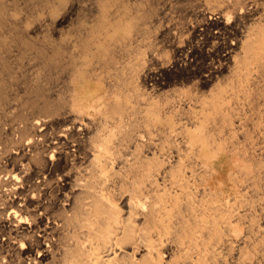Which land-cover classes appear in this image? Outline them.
I'll return each mask as SVG.
<instances>
[{
	"label": "bare ground",
	"instance_id": "6f19581e",
	"mask_svg": "<svg viewBox=\"0 0 264 264\" xmlns=\"http://www.w3.org/2000/svg\"><path fill=\"white\" fill-rule=\"evenodd\" d=\"M147 1L0 0V264H264V0Z\"/></svg>",
	"mask_w": 264,
	"mask_h": 264
},
{
	"label": "rangeland",
	"instance_id": "374dc122",
	"mask_svg": "<svg viewBox=\"0 0 264 264\" xmlns=\"http://www.w3.org/2000/svg\"><path fill=\"white\" fill-rule=\"evenodd\" d=\"M130 2L131 1H139V0H129ZM144 1H147V0H144ZM149 1V2H148ZM147 2H146V4H147V6L148 7H150L151 5L153 6V5H159V2L161 1V0H148ZM169 1H172V0H165V2L166 3H168ZM163 2H164V0H162L161 1V4H163ZM164 2V3H165ZM157 3V4H156ZM171 3V2H170ZM160 4V5H161ZM204 8H205V6L203 7V6H201V7H199L198 8V11L196 10V12L194 13V12H192V13H194V14H186L185 15V19H182L181 20V18H179V17H176V19H174V20H172V22H175V23H178V26L180 27V30L183 32V41L180 43L181 45H185V43H187L188 41H190L191 39H192V27H193V25H195V24H197V22L198 21H200V19L202 18V16H201V12H202V10H204ZM207 11H206V13L209 15L210 13H211V11L212 10H210V9H208L207 8V6H206V8H205ZM199 10H200V12H199ZM199 12V13H198ZM188 15V16H187ZM197 19V20H196ZM184 20V21H183ZM182 21V22H181ZM186 21V22H185ZM188 21V22H187ZM180 23H182V24H180ZM184 23V24H183ZM192 24V25H191ZM189 25H191L190 27H189ZM188 27V28H187ZM190 36V37H189ZM153 38V37H152ZM186 38V39H185ZM190 39V40H189ZM187 40V41H186ZM193 44H195V42H192ZM159 45H160V43H159ZM158 45V46H159ZM166 50H167V52H166V54L167 55H165V59H168V60H171L172 61V59L174 58V49H173V47H172V50H171V48H170V46H168L167 45V48H166ZM165 64V63H164ZM194 81V80H193ZM193 81H189L190 83L191 82H193ZM189 82H187V84L186 85H192V84H190ZM207 88V87H206ZM205 89V88H204ZM3 119V118H2ZM5 119V118H4ZM2 120V128L3 127H5V125L7 124H9L6 128H10V121L9 120ZM8 121V122H7ZM3 122H5V124L3 123ZM4 161H5V159H4ZM4 161H2V163L4 162Z\"/></svg>",
	"mask_w": 264,
	"mask_h": 264
}]
</instances>
